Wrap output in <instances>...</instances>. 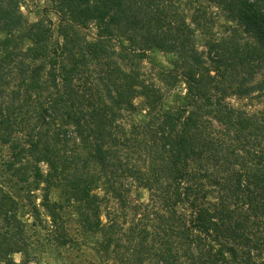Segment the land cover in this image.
I'll return each mask as SVG.
<instances>
[{"label": "trees", "instance_id": "trees-1", "mask_svg": "<svg viewBox=\"0 0 264 264\" xmlns=\"http://www.w3.org/2000/svg\"><path fill=\"white\" fill-rule=\"evenodd\" d=\"M22 1L0 0V263L20 209L101 264H264V106L228 102L264 90V0H45L57 38Z\"/></svg>", "mask_w": 264, "mask_h": 264}, {"label": "rangeland", "instance_id": "rangeland-1", "mask_svg": "<svg viewBox=\"0 0 264 264\" xmlns=\"http://www.w3.org/2000/svg\"><path fill=\"white\" fill-rule=\"evenodd\" d=\"M22 13L26 16L29 22H35L42 19H50L52 22V32L54 38H57V17L54 14L51 4L45 0H23L20 7ZM88 37H90L94 30L89 27L84 31ZM0 37H2L0 35ZM197 47L202 49L200 42H197ZM173 55L162 53L158 50H152L147 53L145 59L142 62V70L150 74L152 68H160L168 70L171 68V61L173 60ZM262 75H257L256 80L258 81ZM184 100V89L182 84H178L175 89L171 92L167 98L166 103L168 105H181ZM228 102L235 108L246 111L247 113H257L264 106V90L261 92H254L245 98H238L232 96ZM3 155V150L0 149V158ZM1 172V171H0ZM3 178L0 177V186L4 187L6 192L11 191L8 183L2 181ZM13 196L18 201H21L22 198L18 193L11 192ZM40 193L36 192L38 197ZM56 195H53L55 198ZM130 198L138 203H145L147 201V192L143 189L134 188L131 190ZM36 204L39 203V199L36 200ZM17 221L21 223H26L25 227L27 235V250L29 256H25L26 248L18 244L15 248V252L10 253L9 258L18 264H101V260L94 250V247H91V244L83 242L80 236L76 234V230L73 229L75 225L71 224L69 226V233L71 237L74 238L76 243L75 246L72 244L70 246L57 247L54 244H51L44 241L47 239L49 234L41 230L40 225L29 226L33 223L31 216L26 213L25 210H16ZM42 220L48 221V217L45 214L41 217ZM25 224V225H26ZM3 229L5 228V223L3 217L0 215V234L4 233ZM9 231H12V226L9 228ZM86 243V245H84ZM22 245V244H21ZM2 264V263H0Z\"/></svg>", "mask_w": 264, "mask_h": 264}]
</instances>
